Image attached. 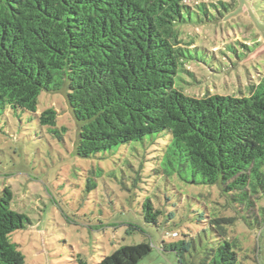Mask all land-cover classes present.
Listing matches in <instances>:
<instances>
[{"label": "trees", "instance_id": "trees-1", "mask_svg": "<svg viewBox=\"0 0 264 264\" xmlns=\"http://www.w3.org/2000/svg\"><path fill=\"white\" fill-rule=\"evenodd\" d=\"M189 1L0 0V128L8 114L31 112L54 133L65 130L57 126L55 108L37 112L42 92L64 90L78 122V156L164 133L174 171L183 176L190 168L194 183L219 184L233 201L255 207L264 198V75L232 95L208 91L197 97L177 87L176 77L190 58L192 42L184 29L191 14L208 17L218 4L225 6L223 0ZM13 199L5 186L0 264H26L12 234L32 220L13 208ZM142 213L146 223L159 225L162 211L151 200ZM234 222L210 218L216 244L202 254H191L195 243L186 234L177 242L163 240L162 248L175 252L180 264H238L236 243L228 239ZM151 251L148 242L125 244L97 264H140Z\"/></svg>", "mask_w": 264, "mask_h": 264}, {"label": "rangeland", "instance_id": "rangeland-1", "mask_svg": "<svg viewBox=\"0 0 264 264\" xmlns=\"http://www.w3.org/2000/svg\"><path fill=\"white\" fill-rule=\"evenodd\" d=\"M203 1L219 0L189 3ZM223 1L208 17L193 12L184 29L192 46L176 85L189 95L239 94L264 75V0ZM50 107L58 111L57 126L65 127L57 134L31 112L8 114L0 128V191L10 186L13 208L32 220L12 234L26 264H97L119 246L140 242L152 246L140 264H180L175 252L163 250V240L186 234L195 243L191 254H202L216 244L209 220L217 217L235 218L228 239L236 243L238 264H264V198L248 208L219 184L194 183L190 168L181 176L167 162L164 133L80 157L78 122L64 90L41 93L37 112ZM148 200L162 211L158 226L144 220Z\"/></svg>", "mask_w": 264, "mask_h": 264}, {"label": "built area", "instance_id": "built-area-1", "mask_svg": "<svg viewBox=\"0 0 264 264\" xmlns=\"http://www.w3.org/2000/svg\"><path fill=\"white\" fill-rule=\"evenodd\" d=\"M177 235V233H173V236H176Z\"/></svg>", "mask_w": 264, "mask_h": 264}]
</instances>
